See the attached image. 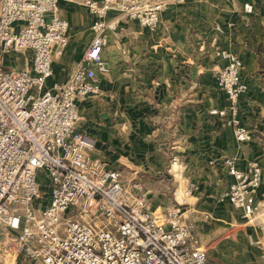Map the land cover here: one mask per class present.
Returning <instances> with one entry per match:
<instances>
[{
	"label": "built area",
	"instance_id": "2783aa9c",
	"mask_svg": "<svg viewBox=\"0 0 264 264\" xmlns=\"http://www.w3.org/2000/svg\"><path fill=\"white\" fill-rule=\"evenodd\" d=\"M60 1L0 0V229L15 241V256L28 264H213L181 206L155 205L141 181H122L105 159L92 154L94 141L82 130L86 117L78 106L100 92L98 74L109 71L103 58L107 31H116L121 19H110V13L154 30L179 0H65L84 3L96 16L93 39L68 80L47 87L54 61L69 44ZM245 10L252 12L253 4ZM26 50L32 52L30 66L18 68L14 58L8 60ZM221 55L227 61L217 80L230 103L211 113L233 127L244 153L253 131L239 116L248 89L243 61L233 52ZM178 162L173 156L171 166ZM224 163L231 181L219 199L252 223L259 217L264 222L260 162L249 159L245 169L237 157ZM39 170L48 178L47 203ZM191 192L187 188L184 195ZM257 243L264 260V238Z\"/></svg>",
	"mask_w": 264,
	"mask_h": 264
},
{
	"label": "crops",
	"instance_id": "0c3cea01",
	"mask_svg": "<svg viewBox=\"0 0 264 264\" xmlns=\"http://www.w3.org/2000/svg\"><path fill=\"white\" fill-rule=\"evenodd\" d=\"M59 13L69 23V44L54 61L47 87L68 80L93 39L94 15L87 7L63 0ZM116 15L112 11L109 18ZM107 37L103 58L109 71L98 74L101 90L78 102L86 117L82 130L94 141L91 152L122 181H141L155 205H176L174 190H193L192 201L180 203L190 208L184 215L194 216L203 244L215 230L206 218L222 220L221 205L231 204L218 202L231 181L225 158L237 157L243 169L247 160L259 161L264 188V0H181L161 14L156 29L123 17ZM222 51L243 61L248 89L239 116L253 131L244 153L233 127L211 113L230 103L217 83L227 61ZM19 54L15 66H30L31 50ZM173 156L179 162L171 166Z\"/></svg>",
	"mask_w": 264,
	"mask_h": 264
},
{
	"label": "rangeland",
	"instance_id": "374dc122",
	"mask_svg": "<svg viewBox=\"0 0 264 264\" xmlns=\"http://www.w3.org/2000/svg\"><path fill=\"white\" fill-rule=\"evenodd\" d=\"M69 2L80 4L89 9V7L82 2H77V1H69ZM175 3H172V4H175ZM119 14L120 15H116V17H120V18L126 17V16H123L120 12ZM128 19H131V18H128ZM95 20H96V16L94 15L93 22ZM217 26H216V30L220 31L217 29ZM21 56L22 55L19 54L17 57H15V54H13V55L8 56V60L13 59L14 57V60L16 62L17 58L21 59ZM217 76H218V73H217ZM217 83H218V80H217ZM38 175H39V180L42 185V188H41L42 192L45 195L43 202L47 203L48 198H49V193H50V190L48 187V178H46L47 176H45L44 172L40 170L38 172ZM185 190L183 191L174 190L173 196L175 200H179L180 202H190V200L192 201V197L194 195L193 190H191L192 192L189 196L184 195ZM147 196L149 199H151L148 193H147ZM225 200L226 199L224 200L220 199L218 200V202L221 203L222 201H225ZM180 202H178L176 205H169V206H181V209L185 214V212L189 211L190 208L189 209L185 208V205H184L185 203L183 204ZM210 204L213 205V202H210ZM221 210H223L222 214L225 215V218H222V220L216 219V217L213 215L211 219L206 218V221H204L212 225L213 224L215 225L214 233L211 234L210 236H203V239H202L203 245L207 248L209 252V257L212 263L213 264H264V260L262 258V248L260 244L257 243V240L264 238L263 217H259L257 220H255V223H252V221L247 220L246 218H243L241 216L240 211L238 209H235L231 204L221 205ZM198 214L201 215V213H198ZM186 219H188L191 222L192 221L194 222L195 232H196L197 225L195 223L194 216H191L188 214ZM15 247H16V243L15 241L12 240V236L10 235L7 236L6 230L0 229V264H28L27 261L23 257L19 256V254L15 256Z\"/></svg>",
	"mask_w": 264,
	"mask_h": 264
}]
</instances>
